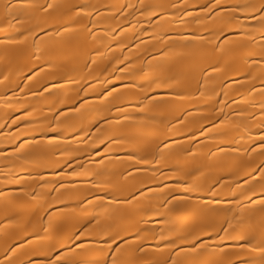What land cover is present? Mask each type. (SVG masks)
Here are the masks:
<instances>
[{
	"label": "bare ground",
	"instance_id": "1",
	"mask_svg": "<svg viewBox=\"0 0 264 264\" xmlns=\"http://www.w3.org/2000/svg\"><path fill=\"white\" fill-rule=\"evenodd\" d=\"M264 264V0H0V264Z\"/></svg>",
	"mask_w": 264,
	"mask_h": 264
},
{
	"label": "snow or ice",
	"instance_id": "2",
	"mask_svg": "<svg viewBox=\"0 0 264 264\" xmlns=\"http://www.w3.org/2000/svg\"><path fill=\"white\" fill-rule=\"evenodd\" d=\"M64 264H68V262L66 261V262H64Z\"/></svg>",
	"mask_w": 264,
	"mask_h": 264
}]
</instances>
